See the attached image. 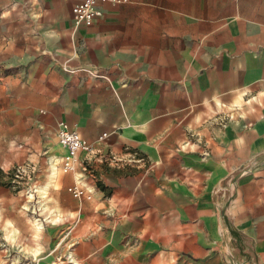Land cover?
Returning a JSON list of instances; mask_svg holds the SVG:
<instances>
[{"label":"crops","instance_id":"1","mask_svg":"<svg viewBox=\"0 0 264 264\" xmlns=\"http://www.w3.org/2000/svg\"><path fill=\"white\" fill-rule=\"evenodd\" d=\"M78 1L0 0V132L30 113L50 136L58 214L0 260L264 264V0L99 2L76 25ZM60 120L94 144L70 172Z\"/></svg>","mask_w":264,"mask_h":264},{"label":"rangeland","instance_id":"2","mask_svg":"<svg viewBox=\"0 0 264 264\" xmlns=\"http://www.w3.org/2000/svg\"><path fill=\"white\" fill-rule=\"evenodd\" d=\"M35 119L37 118L30 113H24L21 117L11 114L9 134L0 132V258L9 254L14 258L21 253H32L37 245L34 236L38 233L41 221L45 222V219L52 218L50 221L52 223L56 222L58 217L56 213L48 216L44 209L38 208L40 204L44 206L56 204V198L48 196L49 175L54 172V167L46 164L44 160L47 156L44 147L50 136L43 131V127L35 123ZM7 136L9 147L5 143ZM20 163L32 166L33 181L39 189V195L30 196L24 188L12 184L5 170ZM21 241L24 243L21 244ZM0 264L22 262L15 259L0 260Z\"/></svg>","mask_w":264,"mask_h":264},{"label":"built area","instance_id":"3","mask_svg":"<svg viewBox=\"0 0 264 264\" xmlns=\"http://www.w3.org/2000/svg\"><path fill=\"white\" fill-rule=\"evenodd\" d=\"M127 0H80L72 7V18L76 25H90L95 18L101 14L98 7L99 2L121 3ZM106 133H103L104 137ZM57 136L60 144L66 148V154L62 157L61 168L64 172L74 171L78 161L80 150L86 153L94 152V144L87 141L79 132L73 128L65 120H60L57 126ZM8 177L12 180V184L18 188H24L28 195L34 196L37 187L34 184V170L28 163H20L13 168L5 170ZM69 192L76 198H92V190L80 181H75L68 186Z\"/></svg>","mask_w":264,"mask_h":264}]
</instances>
